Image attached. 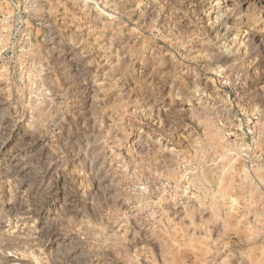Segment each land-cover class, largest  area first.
<instances>
[{"label":"rangeland","instance_id":"374dc122","mask_svg":"<svg viewBox=\"0 0 264 264\" xmlns=\"http://www.w3.org/2000/svg\"><path fill=\"white\" fill-rule=\"evenodd\" d=\"M0 264H264V0H0Z\"/></svg>","mask_w":264,"mask_h":264}]
</instances>
